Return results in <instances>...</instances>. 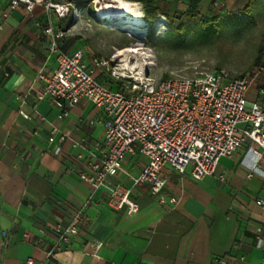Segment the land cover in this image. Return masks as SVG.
Wrapping results in <instances>:
<instances>
[{
	"label": "crops",
	"instance_id": "crops-1",
	"mask_svg": "<svg viewBox=\"0 0 264 264\" xmlns=\"http://www.w3.org/2000/svg\"><path fill=\"white\" fill-rule=\"evenodd\" d=\"M8 2L0 0V15L6 14L0 27V264H25L27 257L38 264H264V245H258V238L264 241V210L255 203L264 197V157L255 161L246 142L200 179L188 168L178 173L164 165L159 175L166 182L159 194L176 197V204L160 203L143 182L132 188L137 213L110 208L106 189H91L78 177L82 165L101 159L105 112L81 99L58 117L48 97L38 99L43 89L38 74L56 65L43 31L48 21L64 32L59 49H81L90 64L98 40L83 34L92 22L80 15L88 5L67 0L69 12L57 17L39 4L27 11ZM155 2L174 21L188 15L216 19L225 11L252 18L264 5V0H222L218 7L211 0ZM131 3L142 11L140 2ZM162 20L167 19L158 14L156 21ZM145 161L126 156L113 181L130 186L129 175ZM73 222L77 233L48 256L58 234ZM94 239L102 241L97 259Z\"/></svg>",
	"mask_w": 264,
	"mask_h": 264
},
{
	"label": "built area",
	"instance_id": "built-area-1",
	"mask_svg": "<svg viewBox=\"0 0 264 264\" xmlns=\"http://www.w3.org/2000/svg\"><path fill=\"white\" fill-rule=\"evenodd\" d=\"M221 3L222 0H211L213 7ZM37 4L57 17L65 16L70 9V3L63 0L8 2L12 9L24 6L27 11ZM5 16L0 15V27ZM43 31L48 37V56L54 55L56 65L50 73L38 74L43 81L38 99L48 97L59 109L58 117L81 99L92 102L106 114L101 159L82 165L78 177L91 189H106L110 208L124 206L128 215L137 213L132 188L143 182L149 184L152 194L159 195L160 203L176 204V197L159 194L166 182L159 175L164 165L178 173L188 168L192 178L200 179L214 173L219 158L232 156L246 142L247 153L255 161L264 157V77L259 80L254 98L247 97L249 86L264 68L236 76L216 69L193 76L165 77L143 89L133 85L132 91L126 92L95 76L98 69L107 65L105 59L92 58L87 64L81 49L71 53L61 51L58 40L64 32L54 28L50 21ZM128 155H140L146 161L136 175H129L131 185L125 186L113 181V177L124 170L123 162ZM218 178L223 180L221 175ZM255 203L264 210V197L256 198ZM77 231L76 224L71 223L58 234L47 255L58 249L60 243L68 242ZM258 245H264L260 238ZM91 246L97 259L102 241L94 239ZM25 264L38 263L27 257Z\"/></svg>",
	"mask_w": 264,
	"mask_h": 264
},
{
	"label": "rangeland",
	"instance_id": "rangeland-1",
	"mask_svg": "<svg viewBox=\"0 0 264 264\" xmlns=\"http://www.w3.org/2000/svg\"><path fill=\"white\" fill-rule=\"evenodd\" d=\"M84 1V6L88 5V12L80 15L84 19L91 16L92 22L89 21L83 34L90 42L98 40L90 58L107 61V65L99 69L98 76L101 81L117 89L128 92L132 91L133 85L143 89L161 78L193 76L216 69H224L231 76H236L264 68V54L260 64H253L260 48L264 52V23L257 22L264 20L262 4L256 7L252 18L225 11L226 14L216 19L204 21L206 17L203 16H187L180 24L162 20L137 27L109 26L97 19L94 15L96 7L109 0L98 5L93 4L92 0ZM133 6L142 14L138 3ZM257 16H260L259 19ZM125 46L139 48L138 53L128 51L123 55L118 54V49ZM137 77L143 79L138 80ZM261 77H264V70H259L254 83L249 86V99L254 98Z\"/></svg>",
	"mask_w": 264,
	"mask_h": 264
},
{
	"label": "bare ground",
	"instance_id": "bare-ground-1",
	"mask_svg": "<svg viewBox=\"0 0 264 264\" xmlns=\"http://www.w3.org/2000/svg\"><path fill=\"white\" fill-rule=\"evenodd\" d=\"M101 6H97L95 10V17L102 20L103 23L114 26V25H133L137 27H144L147 22L144 21L142 15L132 8L134 3L125 0H109ZM99 3L98 0H96ZM134 7V6H133ZM139 48L127 47L118 49L117 53L123 55L128 51L138 53ZM140 53V52H139ZM138 80H142L143 77H137Z\"/></svg>",
	"mask_w": 264,
	"mask_h": 264
},
{
	"label": "trees",
	"instance_id": "trees-1",
	"mask_svg": "<svg viewBox=\"0 0 264 264\" xmlns=\"http://www.w3.org/2000/svg\"><path fill=\"white\" fill-rule=\"evenodd\" d=\"M126 1L140 2L141 3L142 12H143V19L145 22H147L148 25H151L154 21H156L158 14L164 15L165 18L167 19V21H169V23H172V24L182 23V20L181 21H174L173 19H170L169 17H167V15L162 13V11L159 9L158 5L156 4L155 0H126ZM188 16H190V15H188ZM202 20L203 19H200V21H202ZM205 20L206 19H204V21ZM261 50L262 49L260 48V50L258 51L257 55L255 56V58L253 60V64H260L261 56H262V54H264V52H262Z\"/></svg>",
	"mask_w": 264,
	"mask_h": 264
}]
</instances>
